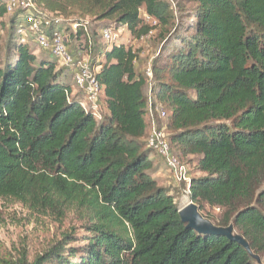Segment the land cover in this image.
<instances>
[{"label":"trees","instance_id":"obj_1","mask_svg":"<svg viewBox=\"0 0 264 264\" xmlns=\"http://www.w3.org/2000/svg\"><path fill=\"white\" fill-rule=\"evenodd\" d=\"M31 1L43 14L89 21L95 38L106 27L145 36L154 29L141 11L161 27L151 97L168 112L171 154L185 165L196 159L189 202L199 214L205 206L223 211L219 221L200 215L231 226L248 251L189 230L173 196L150 176L135 52L120 44L99 53L103 64H90L103 87L95 117L79 97L67 98L68 67L19 43L17 12L0 43V201L58 219L80 211L85 235L66 234L32 261L10 264H257L264 257V0H181L176 13L166 0ZM5 14L0 5V21ZM81 48L68 45L74 62Z\"/></svg>","mask_w":264,"mask_h":264},{"label":"rangeland","instance_id":"obj_2","mask_svg":"<svg viewBox=\"0 0 264 264\" xmlns=\"http://www.w3.org/2000/svg\"><path fill=\"white\" fill-rule=\"evenodd\" d=\"M166 1L170 3L173 12L176 13L177 4L181 0ZM177 15L178 14H176V16ZM11 17L12 16L10 15H6L0 21L1 44L6 41V35L9 30V21ZM141 19H143V24L149 25L154 29L151 31L152 33H148L145 38L140 39L136 36H133L125 28L126 30L122 31L119 44H122L135 52L136 71L137 73H140L145 79V85L142 89V92L147 106V114L145 117L148 127L147 131H149L151 126H155L163 133L164 139L168 141L171 131L166 128L168 123V112L166 108L158 103L156 105L158 109L165 112V117H161L158 113L152 112L150 114L148 112V100L151 99L153 102L151 90L154 85V81L151 73H148L147 71H151L152 61L162 50L161 44L159 43L160 38L158 37L159 33H161V27H159V25H157V23L152 19L147 21L144 18L143 11H141ZM91 27L93 28V24ZM23 38L25 41H27L30 39V35L24 34ZM95 40V53L90 56L89 63H95V65L98 63L103 64V58L99 53H102L105 45L100 39L96 38ZM31 47L37 59L44 58L47 55V51H40L36 49V46L32 43ZM51 60L53 61V59ZM2 61L3 60H0V63ZM56 65L57 69H62L61 66L58 64ZM94 67L95 66H93V68ZM75 71L76 70H63V79H65V82H67L71 88L73 87L72 74H74ZM98 102L100 106L99 113H101L104 109L103 96H101ZM81 104L82 106L86 105V101L81 100ZM97 116L100 117V115ZM170 155L172 156V154ZM150 160L152 162L150 176L157 179L158 184L168 190L169 194L173 196L174 201L179 209L186 206V204L189 202V199L188 194L185 192L184 185L176 184L171 173L167 169L165 162L157 155L151 153ZM184 162L188 167L189 176L198 177L200 175L195 170V158L189 157ZM200 214L202 216H209L212 221H219L223 217V211L216 208H210L208 206H205ZM82 218V213L77 210H70L66 212L64 219L59 218V220L57 217L47 216L35 210H30L29 208L24 207L13 200L0 201V264L14 263L22 257H25L28 261H32L36 255L43 253L49 246L61 241L62 237L66 234L72 235L74 237H81L85 235ZM256 259H258L257 264H264V257L259 256L258 258L256 257Z\"/></svg>","mask_w":264,"mask_h":264},{"label":"built area","instance_id":"obj_3","mask_svg":"<svg viewBox=\"0 0 264 264\" xmlns=\"http://www.w3.org/2000/svg\"><path fill=\"white\" fill-rule=\"evenodd\" d=\"M0 5L5 8V15H15L21 12L16 19L14 30L15 37L20 44H34L36 49L49 52L51 58L61 67H68L70 71L76 70L72 74L73 87L70 92H66L67 98L80 97V106L85 112H90L95 117L100 115L98 100L103 96V87L95 77V69L90 67V56L93 53L95 39H100L105 47L103 51L119 46L122 31L125 28L114 29L112 27L101 28L97 31L96 38L93 36V29L89 21L74 23L66 21L57 15H46L36 7L31 0H0ZM144 18L149 21L150 17L144 14ZM148 33H152L149 31ZM24 34L30 35V39L25 41ZM147 35V34H146ZM140 37L143 39L146 37ZM73 39V40H72ZM73 41L82 46L75 51V62L67 52L68 45ZM151 73V71H147ZM152 75V73H151ZM74 88V91H73ZM81 100L86 101V105L81 104ZM157 103L148 100V112L158 113L165 117V112L156 107ZM147 108V106H146ZM98 117V116H97ZM146 148L161 158L176 184L184 185L185 192L189 194L190 176L188 167L180 163L176 157L171 156L168 142L164 139L163 133L151 126L145 138Z\"/></svg>","mask_w":264,"mask_h":264},{"label":"water","instance_id":"obj_4","mask_svg":"<svg viewBox=\"0 0 264 264\" xmlns=\"http://www.w3.org/2000/svg\"><path fill=\"white\" fill-rule=\"evenodd\" d=\"M179 216L182 223L187 225L189 230H193L198 233L218 235L226 237L231 241L240 244L246 251L248 247L246 243L237 235L233 236L232 227L227 228H217L213 226L210 222L204 220L195 205L188 202L186 206L179 209Z\"/></svg>","mask_w":264,"mask_h":264}]
</instances>
